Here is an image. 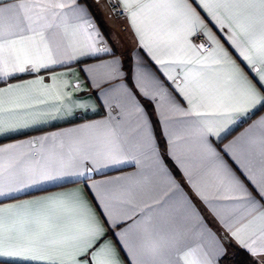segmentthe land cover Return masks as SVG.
<instances>
[{"label":"snow or ice","instance_id":"obj_1","mask_svg":"<svg viewBox=\"0 0 264 264\" xmlns=\"http://www.w3.org/2000/svg\"><path fill=\"white\" fill-rule=\"evenodd\" d=\"M105 3L135 41L123 56L89 0H0V136L27 134L8 121L35 108L14 94L33 100L34 86L48 87L42 75L16 81L56 66L94 62L81 71L105 85L108 109L106 119L0 147V204L69 178L87 192L0 207V264H226L232 245L207 217L264 264V246L245 238L257 225L264 232V0ZM205 22L218 41L200 31ZM240 122L248 127L224 144ZM108 168L134 171L93 179Z\"/></svg>","mask_w":264,"mask_h":264},{"label":"crops","instance_id":"obj_2","mask_svg":"<svg viewBox=\"0 0 264 264\" xmlns=\"http://www.w3.org/2000/svg\"><path fill=\"white\" fill-rule=\"evenodd\" d=\"M93 4V9L97 19V23L102 25L101 31L106 32L111 35L112 39L119 46L118 55L123 56L128 53L135 46V41L130 32L126 31V24L123 19L113 16L108 7L106 6L104 0H89ZM145 2H150V0H145ZM148 23H153L154 20L149 19ZM177 33H184L186 31V25L177 20L174 24ZM200 31H210L211 36L215 37L218 41L219 38L216 36L214 30H211L207 23L200 28ZM194 37V36H193ZM190 38V43H193L192 38ZM158 59H172V56L166 54H157ZM92 61L88 64L78 65L75 63L70 64L66 67L56 66L53 71H43L41 73H34L29 76L24 75V79L16 81V83L27 84L29 80L37 79L39 76H44V83L47 88H41L40 85L34 86V89L39 93V96L33 100H26L23 91L14 94V99H18L21 102L32 103L34 105V111L25 112L20 110L17 115H14L8 123L11 125L27 126V134H16L13 136H0V147H7L10 144H20L28 140H35L38 137L51 135L53 133L65 132L69 128L78 127L84 123H94L103 119H106V113L108 112L107 107L101 108V104L104 103L103 88L105 85L100 84L98 87L93 88L90 80L86 78L84 71L81 68H87L92 65ZM195 70V69H194ZM126 71V69H125ZM56 77L53 81L50 77ZM67 85V87H65ZM97 94H100V99H97ZM86 105V107H85ZM15 105H5V107H14ZM95 108L97 111L93 112L92 109ZM175 121H182V117H174ZM40 121H53V123H39ZM248 124L240 122L232 127L231 133L227 136V139L223 141L224 144L229 143L232 139L242 133ZM39 145H35V149H39ZM27 148L17 149L16 152H26ZM108 173L94 175L93 179L96 180H112L117 175H126L134 169L125 168L123 171H117L113 168L105 169ZM179 178V177H177ZM78 179V178H75ZM91 183V181H89ZM60 185H63L61 187ZM106 188H111V185L105 186ZM74 189H80L84 191V195L87 196L86 190H84L83 184L75 183L74 178H69L60 181L58 184L46 183L41 187L31 189V194L22 195L20 199L5 201L4 204H0V207H6L8 204H21L27 200H38L45 196H54L57 193L69 192ZM89 202L94 209L101 226L107 230V225L103 223V217L99 215L100 209L96 208L95 202L91 200V197H87ZM166 198V197H165ZM195 199V197H193ZM151 203V202H149ZM199 203V202H198ZM220 203L232 204L238 203V201H221ZM203 206L201 205V208ZM120 210L115 209L114 214L118 213ZM207 217V213H205ZM209 223L213 230L224 236L225 243L232 245L229 250L230 258L233 254L234 248H239L244 250L250 257L259 264V257L253 256L247 249L241 247L238 243L230 240L228 236L223 232L216 221L207 217ZM125 224L127 221L124 222ZM251 237L255 240V247L260 248L264 246V232H261L259 226L250 230L249 233L245 234V238ZM109 239L115 245L117 251L120 250V245L116 243V238L111 236L109 233ZM121 260H124V253L119 252ZM124 264L127 261L124 260Z\"/></svg>","mask_w":264,"mask_h":264},{"label":"trees","instance_id":"obj_3","mask_svg":"<svg viewBox=\"0 0 264 264\" xmlns=\"http://www.w3.org/2000/svg\"><path fill=\"white\" fill-rule=\"evenodd\" d=\"M226 264H257L244 250L239 248L233 249V254Z\"/></svg>","mask_w":264,"mask_h":264},{"label":"built area","instance_id":"obj_4","mask_svg":"<svg viewBox=\"0 0 264 264\" xmlns=\"http://www.w3.org/2000/svg\"><path fill=\"white\" fill-rule=\"evenodd\" d=\"M104 2H105V0H104ZM106 4V3H105ZM110 10V9H109ZM110 12L112 13V11L110 10ZM113 14V13H112ZM115 16V15H114ZM115 17H117V16H115ZM117 18H123V17H117ZM192 41H193V43H203L204 42V40L202 39V38H200V37H198V36H194L193 38H192Z\"/></svg>","mask_w":264,"mask_h":264},{"label":"rangeland","instance_id":"obj_5","mask_svg":"<svg viewBox=\"0 0 264 264\" xmlns=\"http://www.w3.org/2000/svg\"><path fill=\"white\" fill-rule=\"evenodd\" d=\"M108 10H109V8H108ZM110 11V10H109ZM111 13V12H110ZM112 14V13H111ZM113 15V14H112ZM114 16V15H113ZM120 19H123V18H120Z\"/></svg>","mask_w":264,"mask_h":264}]
</instances>
